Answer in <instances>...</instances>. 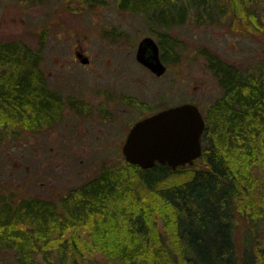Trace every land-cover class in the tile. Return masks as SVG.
<instances>
[{"label":"trees","instance_id":"1","mask_svg":"<svg viewBox=\"0 0 264 264\" xmlns=\"http://www.w3.org/2000/svg\"><path fill=\"white\" fill-rule=\"evenodd\" d=\"M79 1L87 8L112 2L139 16L157 38L162 60L178 43L171 31L190 22H232L248 32L261 18L252 7L261 0ZM41 48L0 42V140L1 133L16 135L12 126L35 132L54 125L66 105L92 108L48 88ZM200 53L222 94L207 107L202 155L193 165L103 168L57 202L14 200L0 189V250L9 253L0 264H96L84 258L91 245L103 251V264H264V195L253 197L264 191V66L242 72L207 49ZM187 169V180L165 185ZM238 214L254 223L248 229L253 254L244 250L241 258L234 242Z\"/></svg>","mask_w":264,"mask_h":264},{"label":"rangeland","instance_id":"2","mask_svg":"<svg viewBox=\"0 0 264 264\" xmlns=\"http://www.w3.org/2000/svg\"><path fill=\"white\" fill-rule=\"evenodd\" d=\"M261 4H252L261 18L259 27L248 32L232 22L201 26L190 22L172 30L177 46L173 53H164L166 72L155 77L136 62L135 52L142 38L156 42L157 38L139 16L120 12L112 2L87 8L79 0L37 5L0 0V42L20 40L33 49L42 46L48 88L65 102L76 100L93 108L89 114L76 115L66 105L54 125L35 132L12 126L10 131L16 135L9 139L1 133L0 189L14 200L33 197L57 202L100 169L126 168L121 147L130 126L141 118L183 103L195 104L205 114L222 91L201 50H209L242 72L264 66ZM75 52L83 53L89 65H82ZM98 107L106 114L95 110ZM255 173L260 175L258 170ZM190 176L187 169L167 179L165 185ZM140 191L141 196H149L142 188ZM262 195L264 191L253 197ZM155 220L160 229L161 221ZM253 225L235 215L234 242L240 258L244 250L253 254L248 230ZM83 236L87 239V234ZM91 248L84 258L103 264V251ZM8 255L0 250V260L6 261Z\"/></svg>","mask_w":264,"mask_h":264},{"label":"water","instance_id":"3","mask_svg":"<svg viewBox=\"0 0 264 264\" xmlns=\"http://www.w3.org/2000/svg\"><path fill=\"white\" fill-rule=\"evenodd\" d=\"M75 56L81 64L89 63V59L80 53ZM135 60L156 77L166 72L159 45L151 37L138 42ZM204 129L205 121L195 104L170 106L136 121L127 133L121 153L127 164L143 170L156 164L176 170L193 165L202 155Z\"/></svg>","mask_w":264,"mask_h":264},{"label":"flooded vegetation","instance_id":"4","mask_svg":"<svg viewBox=\"0 0 264 264\" xmlns=\"http://www.w3.org/2000/svg\"><path fill=\"white\" fill-rule=\"evenodd\" d=\"M76 53H80L82 56H84L83 55V53H81V52H75V54ZM75 54H74V56H75ZM160 57H161V55H160ZM75 58H76V56H75ZM77 59V58H76ZM75 59V60H76ZM162 60V59H161ZM163 62V61H162ZM164 63V62H163ZM86 65H89V63L88 64H86ZM71 110H74L75 112H76V115H84V114H89L90 113V111L93 109V108H91V109H89V108H73V107H71L70 108ZM95 110H97V111H100L99 113H101L102 115H104V113L106 114V112L103 110V109H101V108H95ZM103 112V113H102ZM156 112H158V111H156ZM156 112H152V113H150V114H148L147 116H149V115H152V114H154V113H156ZM202 113V112H201ZM202 116H203V119H204V121H205V114H202ZM146 117V116H145ZM144 118V117H143ZM142 119V118H141ZM134 124V123H133ZM205 125H206V123H205ZM132 126V125H131ZM131 126H130V128H131ZM129 128V129H130ZM129 129H128V131H129ZM128 131H127V133H128ZM127 133H126V135H125V138H126V136H127ZM125 138H124V140H125ZM202 140V139H201ZM124 142V141H123Z\"/></svg>","mask_w":264,"mask_h":264}]
</instances>
